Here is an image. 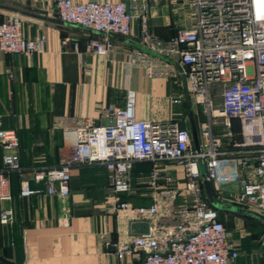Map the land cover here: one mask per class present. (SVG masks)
<instances>
[{"label":"built area","instance_id":"built-area-1","mask_svg":"<svg viewBox=\"0 0 264 264\" xmlns=\"http://www.w3.org/2000/svg\"><path fill=\"white\" fill-rule=\"evenodd\" d=\"M195 11L190 28L179 29L162 40L142 25L139 43L143 48L174 60L180 86L195 103L203 105L207 120L200 124L198 147L180 120L140 119L136 116V94L128 89L123 106L105 109L107 123L83 121L74 128L75 143L63 150L56 166L35 170L20 181V196L46 193L67 197L74 165L99 163L106 169L113 200L109 210H130L134 218L156 216L161 200L202 187L199 164L205 167L206 180H238V192L232 205L264 215V0H189ZM258 3V4H257ZM257 4V5H256ZM60 20L96 30L104 38L91 37L87 52L106 55L112 48L108 37L132 35L134 19L148 16V0H56ZM259 5V6H258ZM45 35L27 38L22 32V18L11 14L0 21V50L31 57L44 49ZM138 55L147 52L137 49ZM148 76L157 75L153 69ZM11 76V74H9ZM220 83V108H214L210 85ZM183 94L171 98L179 102ZM214 110L217 112L215 113ZM224 117L226 130L214 131L215 117ZM231 118L240 125L241 141L234 139ZM222 137L227 142L223 143ZM17 135L13 129L0 128V147L4 168L0 170V202L11 198L10 174L21 169L17 153ZM233 149L223 148V144ZM135 161L155 164L147 178L152 203L133 207L121 195L132 190L130 175ZM176 162L184 167V178L165 175L160 178L158 165ZM162 180V183L159 180ZM34 182L36 187H31ZM220 212L206 197H195L179 204L174 222L151 224L146 231L116 246L118 255L142 250L140 264H230L238 255L229 238ZM10 208L0 209V223L10 224Z\"/></svg>","mask_w":264,"mask_h":264},{"label":"crops","instance_id":"crops-1","mask_svg":"<svg viewBox=\"0 0 264 264\" xmlns=\"http://www.w3.org/2000/svg\"><path fill=\"white\" fill-rule=\"evenodd\" d=\"M148 1V16L133 20L132 35H111V50L97 55L87 52L85 44L91 37L105 36L60 20L56 0H0V21L16 13L22 18L25 37L43 34L46 38L43 51L31 57L0 50V128L15 130L21 166L19 172L10 174L11 198L0 202V209L10 208L13 214L12 223H0V264H140L142 250L134 248L130 254L118 255L116 246L151 224L174 222L176 208L170 198L161 200L156 216L147 219L134 218L130 210L107 209L113 193L106 169L99 163L72 167L67 197L19 194L22 179L35 170L56 166L60 153L74 145V128L79 123H107L105 109L123 106L128 89L136 94L138 118H177L190 133L195 127L199 142L200 124L207 115L180 86L175 61L137 54L142 25L167 40L179 29L193 26L195 11L189 0ZM150 69L157 75L148 76ZM180 93L181 100L172 103L171 98ZM230 123L233 132H240L236 118ZM239 136L234 139L241 141ZM222 147L233 149L226 144ZM4 152L0 147V170ZM202 166L199 164L200 173L205 172ZM154 167L149 161L133 162L132 190L121 199L133 207L150 205L147 178ZM158 168L160 178L185 176L184 167L176 162H164ZM30 185L36 187L34 182ZM219 212L233 215L229 238L238 255L230 264H264V232H258V225L253 229L242 220L246 216L237 212Z\"/></svg>","mask_w":264,"mask_h":264},{"label":"rangeland","instance_id":"rangeland-1","mask_svg":"<svg viewBox=\"0 0 264 264\" xmlns=\"http://www.w3.org/2000/svg\"><path fill=\"white\" fill-rule=\"evenodd\" d=\"M210 90L212 92H214V96L212 98V102H213V107L219 109L220 108V99H221V87H220V83L214 82L210 85ZM198 107V109H200V112H203V105L199 104V103H195ZM215 122H216V132L219 134L224 133V131L226 130V125L224 124V117L218 116L215 117ZM231 126V125H230ZM231 129V127H230ZM231 131H233L231 129ZM235 135L240 134V132H234ZM238 138V136H236ZM235 138V137H234ZM221 140L223 143L227 142L226 137H222L221 136ZM222 143V144H223ZM201 168H204V166H202ZM220 179V182L217 183L218 180H216L214 183H210V189L213 193V195L216 197V199L220 202H224L226 204H233V200L238 192V180L236 178L233 177H227V178H218ZM195 197L198 198H203L205 197L204 192H203V188L199 187L198 190H196V188L192 191L190 190L189 192H186L185 195L181 194V195H177L175 196L174 199H171L172 204L175 205V208L178 207L179 204H183L184 202H191V200ZM232 216L229 213H222L220 212V217L221 218H226V221L224 220L226 229L228 234L230 235L233 229V220H232ZM242 220H244L246 223H251L253 229L256 228L255 226H257L256 229H261L260 231H258L259 233L264 232V223L263 221H258L256 219H252V218H248V217H241Z\"/></svg>","mask_w":264,"mask_h":264},{"label":"water","instance_id":"water-1","mask_svg":"<svg viewBox=\"0 0 264 264\" xmlns=\"http://www.w3.org/2000/svg\"><path fill=\"white\" fill-rule=\"evenodd\" d=\"M68 24H71V23H68ZM71 25H73L75 27H78V28H82V29L88 30V31L96 33V34L104 35L102 32H98L96 30L85 28V27H82V26H79V25H76V24H71ZM139 49H141V50H143V51H145L147 53H150V54H152L154 56L163 58L159 54H156V53L152 52L149 49L143 48L142 46H139ZM191 137H192V143H193L194 147L197 148L199 142H198L197 131H196L194 126L192 127ZM201 177H202V184H203V188H204V192H205L206 198L215 208H217L219 210H229V211L237 212V213L242 214V215H246V216L257 218V219H259V220L264 222V215H262V214H259V213L255 212L253 210H250V209H247V208H244V207H240V206L232 205V204H225V203H222V202L218 201L213 196V194L211 192L210 184L206 180L205 172H203V171L201 172Z\"/></svg>","mask_w":264,"mask_h":264},{"label":"trees","instance_id":"trees-1","mask_svg":"<svg viewBox=\"0 0 264 264\" xmlns=\"http://www.w3.org/2000/svg\"><path fill=\"white\" fill-rule=\"evenodd\" d=\"M240 134H238V135H235V133H234V137L236 138V139H240V136H239ZM236 136H238V138L236 137ZM212 192V191H211ZM242 216H246V215H242ZM246 217H249V218H252V219H257V218H254V217H250V216H246ZM259 220V219H258Z\"/></svg>","mask_w":264,"mask_h":264},{"label":"bare ground","instance_id":"bare-ground-1","mask_svg":"<svg viewBox=\"0 0 264 264\" xmlns=\"http://www.w3.org/2000/svg\"><path fill=\"white\" fill-rule=\"evenodd\" d=\"M256 1H257V0H256ZM257 4H258V3H257ZM257 4H256V5H257ZM258 6H259V5H258ZM214 112L216 113L217 111H216V110H214Z\"/></svg>","mask_w":264,"mask_h":264}]
</instances>
